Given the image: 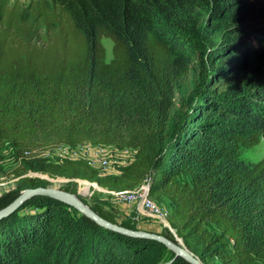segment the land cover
Returning a JSON list of instances; mask_svg holds the SVG:
<instances>
[{
	"label": "trees",
	"instance_id": "trees-1",
	"mask_svg": "<svg viewBox=\"0 0 264 264\" xmlns=\"http://www.w3.org/2000/svg\"><path fill=\"white\" fill-rule=\"evenodd\" d=\"M263 17L264 0H0V174L10 145L22 171L69 179L71 193L75 179L126 190L151 177L203 263L264 264V157H240L264 138ZM84 142L137 154L103 178L84 160L37 156ZM20 195L0 196V210ZM165 251L44 195L0 219V264H161Z\"/></svg>",
	"mask_w": 264,
	"mask_h": 264
},
{
	"label": "rangeland",
	"instance_id": "rangeland-1",
	"mask_svg": "<svg viewBox=\"0 0 264 264\" xmlns=\"http://www.w3.org/2000/svg\"><path fill=\"white\" fill-rule=\"evenodd\" d=\"M10 3H21L26 5L31 0H8ZM264 21V17H263ZM263 21L256 24V27H263ZM255 28V26H254ZM104 46L106 47L107 52V60L110 61L112 59L113 53V42L111 39L104 37L102 40ZM257 41L253 40V45H255ZM200 50H204L203 47L200 46ZM222 52V51H221ZM219 52V55L220 53ZM241 53H245V49H240ZM198 55V54H197ZM243 77V76H241ZM249 79V78H248ZM246 81H249V80ZM88 142L82 143L83 145ZM110 145V144H106ZM58 146L51 147L48 150L42 151L37 156H43L50 159V161L59 163L60 161V153L57 149ZM111 152L113 155H110L107 159H109V165L105 166L104 163L99 162L96 160L92 154V152L87 151L89 154H84L81 156H77L76 160H84L87 163L94 162L95 169L99 171L100 177H108L119 175L121 173V167H125L132 163L136 157L137 149L132 147L126 148H119L115 145H111ZM38 150H34L33 153L37 152ZM16 150L14 147L7 145L3 152V161L2 165V173L0 174V196H3L7 192L11 190H20L21 193L29 188L25 182L26 177H39L43 179L49 180L50 187L58 188L61 190H65V185L70 181L64 180L65 178H52L48 174H42L40 172H34L30 169L27 171L21 170V156L18 158L16 154ZM29 155V154H28ZM241 159L250 161V162H257L264 157V138L261 140L260 144L251 148V149H243L240 155ZM95 160V161H94ZM89 164V163H88ZM90 165V164H89ZM91 166V165H90ZM92 167V166H91ZM76 181V193H73L75 196V200L79 201L81 204L91 208L96 204L102 206L105 211L112 213L116 220L120 223L122 221H128L134 226L135 230H142L147 232H152L156 234H162L166 230H170L171 232L175 233V230L171 227L169 223V219L172 215V206L170 202L159 195L157 197H150L153 202L154 208L151 206H146L143 204L142 201L137 197H125V194H135L136 188H138L142 183L135 186L131 189L117 190V189H109L99 185L98 182H94L96 185H92L91 181ZM90 182V183H89ZM87 187V190L85 189ZM67 191V190H66ZM151 191V190H150ZM137 198V199H135ZM177 235V234H176ZM177 241L183 243L182 238L176 237ZM185 245V244H184ZM186 246V245H185ZM187 247V246H186ZM172 251L166 247L165 251V260L161 264H167L171 261ZM174 254V253H173Z\"/></svg>",
	"mask_w": 264,
	"mask_h": 264
},
{
	"label": "water",
	"instance_id": "water-1",
	"mask_svg": "<svg viewBox=\"0 0 264 264\" xmlns=\"http://www.w3.org/2000/svg\"><path fill=\"white\" fill-rule=\"evenodd\" d=\"M65 180L67 179L65 178ZM81 181L88 182L87 180H81ZM91 184L96 185V187L98 186L94 182H91ZM37 195L49 196L54 199L63 201L67 203L68 205L74 207L81 213L87 215L88 217L93 219L96 223L106 228H109L113 231H116V232H119V233H122L128 236H132V237H139V238L152 239V240L158 241L162 243L163 245H165L169 250H171L175 254V256H180L191 264H205L200 260V258L194 255V253L190 251V249H188V247H186L183 243H180L179 241H173L172 239H170L169 237L163 234H156V233L142 231V230H135V229L124 227L120 225L119 223L111 222L103 218L102 216H100L93 209L81 204L79 201H75L73 199L74 197L73 193L66 191V190L53 188L50 186H39L35 188H27L12 203H10L8 206L0 210V219L9 216L11 213L15 212L19 207H21L26 200H28L29 198L33 196H37ZM175 237H177L176 234H175Z\"/></svg>",
	"mask_w": 264,
	"mask_h": 264
},
{
	"label": "built area",
	"instance_id": "built-area-1",
	"mask_svg": "<svg viewBox=\"0 0 264 264\" xmlns=\"http://www.w3.org/2000/svg\"><path fill=\"white\" fill-rule=\"evenodd\" d=\"M58 146V145H57ZM111 145H106V144H93L91 142H88L86 144H79L77 146H72L69 144H60L57 149L61 151L60 155V161H63L64 159H71V160H76L78 157L82 155L89 154L87 151L92 152L93 156L96 160L99 162L104 163L105 166L109 165V159L110 155H113L111 150ZM90 155V154H89ZM95 161V160H94ZM93 168L95 167L94 162H88ZM65 180V179H64ZM69 181V179H67ZM66 180V181H67ZM151 184H152V178L147 177L143 183L136 188L135 194H124L125 197H137L139 198L143 204H146V206H151L154 208L153 202L150 199V190H151ZM125 191V190H123ZM135 198V199H137Z\"/></svg>",
	"mask_w": 264,
	"mask_h": 264
},
{
	"label": "bare ground",
	"instance_id": "bare-ground-1",
	"mask_svg": "<svg viewBox=\"0 0 264 264\" xmlns=\"http://www.w3.org/2000/svg\"><path fill=\"white\" fill-rule=\"evenodd\" d=\"M73 199L75 200V196L73 197ZM76 201V200H75Z\"/></svg>",
	"mask_w": 264,
	"mask_h": 264
}]
</instances>
